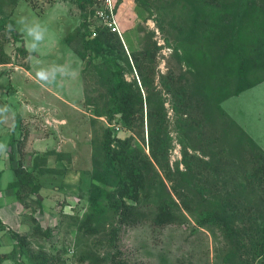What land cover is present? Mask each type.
Segmentation results:
<instances>
[{"label":"rangeland","instance_id":"obj_1","mask_svg":"<svg viewBox=\"0 0 264 264\" xmlns=\"http://www.w3.org/2000/svg\"><path fill=\"white\" fill-rule=\"evenodd\" d=\"M112 2L124 40L100 19L107 0H0V216L5 219L0 218V253H12L18 244L14 233L25 236L29 248V256L21 255L18 244V252L3 264H93L85 257L89 251L102 257L100 264H111L116 252L137 264H264V80L235 94L245 59L251 63L250 81L264 77L263 53L257 50L258 39L264 44V0H219L217 11L234 3L244 21L230 45L224 23L206 32L207 25L193 29L196 20L189 11L198 0H151L152 12L136 0ZM198 7L204 15L208 6ZM21 16L46 28L34 51L16 25ZM8 23L14 31L6 32ZM182 23L189 32L179 31ZM86 28L97 37L115 33L122 43L124 50L113 57L144 98L137 107L143 115L132 127L120 114L113 120L106 114L111 106L107 65L83 56L75 37ZM139 51L151 80L148 88L132 56ZM183 87L186 108L178 95ZM149 94L166 114V133L156 131L153 145L150 131L160 118L148 116V110L158 111L146 103ZM109 135L112 148L121 147L118 138L127 140L125 148L139 149L152 164L140 199L131 200L146 214L135 226L119 220L110 199L121 183L113 170L122 174L123 169L119 160L111 162L112 171L107 168L103 143ZM20 161L37 178V197L10 186ZM167 196L175 201L176 219L155 228L158 205ZM222 208L237 231L234 243L221 224L199 223L206 210ZM36 221L50 229V236L34 232Z\"/></svg>","mask_w":264,"mask_h":264},{"label":"trees","instance_id":"obj_2","mask_svg":"<svg viewBox=\"0 0 264 264\" xmlns=\"http://www.w3.org/2000/svg\"><path fill=\"white\" fill-rule=\"evenodd\" d=\"M85 1V0H84ZM87 1V0H86ZM91 1V0H89ZM189 2H193V0H186ZM204 2L207 4V11L205 14H201L200 9L198 7V3ZM219 0H198V2H193L190 6L192 9L189 12L194 15L195 23L193 26V29L196 27H202L204 28L205 25H207L206 30L209 26H222L223 23L227 27L228 33L225 38V42L227 45H230L231 43H234V29L235 27L243 25L244 21L241 20L239 17L240 14L238 11H235L236 8L235 4L232 3L230 5V9H225L224 12L217 11L215 7L217 6ZM137 5L145 8L148 12L153 11V6L151 3V0H136ZM184 7L187 8L186 4H182ZM230 10V11H229ZM176 18L173 16L172 21H174ZM210 20H214V24H211ZM234 21V23H233ZM246 22V21H245ZM161 30H164V27L162 23H158ZM177 25V24H176ZM231 25V26H229ZM86 26V24H85ZM108 29V28H107ZM179 31L182 33L189 32L186 29L185 23H182L179 25ZM90 31L86 28L85 31L81 34H78L77 40H79L82 44V48L84 51L81 53L83 56L89 54L91 57V60H95L97 58H101L102 65L104 66V70L106 75L110 77L109 82V89L108 92L110 94V104L111 106L108 108L107 115L109 120H113L114 116L116 114H120V120L124 122L127 126H133L137 119L139 118V114L143 115L138 110V106H143L144 98L143 94L141 92L140 87L138 84L135 86L134 82H129L124 78L123 73V67H120L115 57L118 50H121V52L124 50L122 48V43L119 39V37L115 33H108V31H103L100 33V36L96 37H90ZM109 34H112L113 39H110ZM118 40V42H116ZM260 43V44H259ZM257 50L261 54L263 53L262 57L260 58L259 66H264V44L263 40L260 41V39L257 40ZM146 46V44H145ZM144 46V47H145ZM23 52L26 53V49L24 47ZM121 48V49H120ZM105 49H109L110 53H103ZM145 50V51H144ZM144 54H146V49H144ZM139 51V53H132L133 59H135L139 74L142 78V83L147 88L151 84V80L146 75L145 71L143 70V66L139 62L140 56L139 54L142 52ZM115 54H114V53ZM259 53V54H260ZM113 55H115L113 57ZM150 56L152 54L150 53ZM151 60H153V57H150ZM241 60V56H240ZM194 64L192 67H196L198 64V60H193ZM248 58L243 61V64L240 63L239 68V74H240V83L237 87L236 93L239 94L242 91H244L247 88H251L254 85L258 84L260 81L264 80V77L257 78L256 81H250L248 79V69H250L251 63L248 62ZM96 66V65H95ZM99 68L98 66H96ZM113 70V73L111 71ZM101 71H103V67L101 68ZM104 72V71H103ZM134 87H136L137 91H134ZM183 87L181 90L178 91L179 99L183 102V108L188 106V96L187 91H185ZM150 90V89H149ZM153 102V103H152ZM146 103L151 106L155 104L154 106L158 111L154 112L152 110H148V116L151 119V121L155 120V117H159L160 121L156 122L154 121V125L151 128L150 136H151V142L153 145L154 138L156 135H154L157 132L164 133L166 131V127L164 125L165 121V112L163 111L162 102L160 100H152V96L149 94L146 97ZM186 110V109H185ZM158 124L156 130H154L155 126ZM166 133V132H165ZM163 144H165L164 138L162 137ZM112 142L113 139L109 136L105 138V142L103 143L104 148V154L106 161L108 163V169L112 171V163L113 160H119L120 165L123 169V173L121 174L118 169L113 170V174L115 173L116 177H118V183L121 181L120 186L116 188V191L113 193H110V199L114 201V205L116 209H119L120 211V218L119 220L122 223L129 224L132 226H135L139 224L141 221H143L146 218V214L144 211L139 210L136 205L131 203L132 201H138L140 199V190L145 186V183L148 179L150 169L152 167V164L150 160L146 158L145 155H142L139 149H130V147L125 148L124 145L128 143L127 140H121L117 139V143L121 145L120 148H112ZM253 144V140L250 141ZM255 143V142H254ZM153 154L155 157H157V150L153 149ZM11 160L13 161V151L10 153ZM14 169L17 175V179L10 184L11 187L16 188L17 193H21L22 189L27 190L28 194L37 197L39 185L36 184L34 181L37 180L35 175H32L31 171H27L24 167V164L22 161L19 162L18 165H14ZM261 172L264 174V165L261 167ZM100 176H103L104 174H99ZM99 175L95 176V179L99 180ZM107 176V175H105ZM32 182L36 185L33 187H30ZM96 190L100 189V186L97 184H93ZM29 186V187H28ZM175 205V201L171 196H167V198H164L160 201L158 205V212L156 213V217L154 219L153 225L154 227H162L167 224L173 223L176 219V215L173 209V206ZM230 214L227 212L225 208H222L221 210H206L205 213H202L200 215L199 223L201 225H205L207 223H215L221 224L227 233V237H229L232 242L234 243V235L236 234V229L232 226L231 220H230ZM90 219L92 221V216L88 217L87 220ZM90 220L88 223H90ZM1 222V220H0ZM37 222V221H36ZM87 223V224H88ZM88 228V226H87ZM87 230L91 231V228H88ZM34 232L36 234H43L45 236H50V229L46 228L45 230L42 229L40 223H36L34 227ZM15 237L18 238V244L21 246L19 252L21 255H28L29 256V248H26L28 245V240L25 236H21L18 233H14ZM260 235H264V221L262 223V229L260 231ZM21 243V244H20ZM16 245L12 251L11 254L7 253H0V264H3V261L5 259L12 257L13 254H15L17 251V247L19 245ZM35 256V255H33ZM86 258H89L93 264H100L102 257L97 255L93 251H89L85 254ZM44 256L41 260H44ZM110 262L111 264H137V263H131L126 260H121L120 256L118 255V252L113 253L110 256ZM46 264V263H45ZM48 264V263H47Z\"/></svg>","mask_w":264,"mask_h":264},{"label":"clouds","instance_id":"obj_3","mask_svg":"<svg viewBox=\"0 0 264 264\" xmlns=\"http://www.w3.org/2000/svg\"><path fill=\"white\" fill-rule=\"evenodd\" d=\"M115 8H116V6H115ZM116 18H117V15H116ZM118 20L119 19H117V21ZM118 24H119L120 30L114 31V32H117L118 35L121 36L124 40L123 32L121 30L120 23L118 22ZM16 25H18L19 30L22 31L23 33H25L26 36L29 38L30 50H32V51L36 50V48L38 46V42H42L44 39V35H45V31H46V28L44 27V25L39 21L30 20L28 17H25V16H21V17L17 18L16 19ZM108 29L112 30L110 27H108ZM5 30H6V32L14 31L12 23H8L5 26ZM96 35H97V33H96ZM90 36L92 38L94 37L91 34H90ZM126 44H127V42H126ZM38 75L40 76V78L42 80L48 79V77L43 72L38 73Z\"/></svg>","mask_w":264,"mask_h":264},{"label":"built area","instance_id":"obj_4","mask_svg":"<svg viewBox=\"0 0 264 264\" xmlns=\"http://www.w3.org/2000/svg\"><path fill=\"white\" fill-rule=\"evenodd\" d=\"M109 3L104 7L102 10H100L99 15L101 16L100 19H104L105 25L110 27L113 31H119V24L115 16V7H113L112 0H107ZM96 32L93 31L92 36H95Z\"/></svg>","mask_w":264,"mask_h":264},{"label":"crops","instance_id":"obj_5","mask_svg":"<svg viewBox=\"0 0 264 264\" xmlns=\"http://www.w3.org/2000/svg\"><path fill=\"white\" fill-rule=\"evenodd\" d=\"M137 7H138V6H137ZM137 7H134V8L136 9ZM123 26H124V24H123ZM125 29H126V27H125ZM129 36H130V35H129ZM129 36H128V41L132 40V38H131V37L129 38ZM132 42H133V41H132ZM131 45H133V43H131ZM0 113H1V112H0ZM5 125H6V124H5ZM12 127H13L12 124H9V125H8V128H9V129H11ZM32 133H33V132H32ZM10 149H11V148H10ZM1 152H2V151L0 150V155H1ZM10 153H11V150H10ZM10 153H9V157H10V160H11V155H10ZM11 161H12V160H11ZM0 218H1V216H0ZM1 219H2V218H1ZM3 219H4V216H3ZM3 219H2V220H3ZM4 220H5V219H4Z\"/></svg>","mask_w":264,"mask_h":264}]
</instances>
